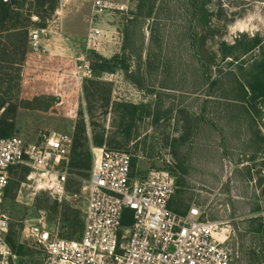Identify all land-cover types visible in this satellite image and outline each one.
I'll return each instance as SVG.
<instances>
[{
	"label": "rangeland",
	"instance_id": "1",
	"mask_svg": "<svg viewBox=\"0 0 264 264\" xmlns=\"http://www.w3.org/2000/svg\"><path fill=\"white\" fill-rule=\"evenodd\" d=\"M95 1L53 0L54 12L51 3L12 2L20 22L31 23L29 32L37 16L38 27L55 33L37 57L28 34L22 62L12 45L16 30L0 20V99L6 108L18 106L8 114L12 137L38 143L57 133L74 140L84 122L90 143L102 136L101 148L135 157L137 179L152 169L169 171L176 180L174 211L196 205L209 220H231L227 245L234 264H264L257 219L264 202V0H115L128 11L102 16ZM92 29L120 35L96 51L88 42ZM82 57L90 78L76 74ZM97 57L116 58L114 72H95ZM98 148L90 145L92 161ZM28 173H10L4 210L15 247L24 248L19 256L11 247L18 262L42 264V252L24 229L44 217L59 238L80 240L89 179L70 169L66 194L56 199L30 189ZM227 196L240 198L243 212L232 213Z\"/></svg>",
	"mask_w": 264,
	"mask_h": 264
},
{
	"label": "built area",
	"instance_id": "2",
	"mask_svg": "<svg viewBox=\"0 0 264 264\" xmlns=\"http://www.w3.org/2000/svg\"><path fill=\"white\" fill-rule=\"evenodd\" d=\"M94 8L99 16L128 11L127 5L115 0H96ZM31 20L30 51L41 56L49 35L55 33L38 27L37 16ZM52 24L58 25L56 21ZM117 35L92 29L89 47L97 51L102 42L111 44ZM77 62V76L90 78V63L83 57ZM73 144L71 136L57 133L38 143L0 138V264H21L8 243L10 219L4 210L10 173L28 169L25 180L30 189L61 199L67 190ZM92 153L81 239L59 238L49 231L44 217L24 229L26 239L42 252V264H234L227 245L231 233L225 222L209 220L196 205L183 214L170 210L176 180L169 171L152 169L137 179L131 153L107 148ZM124 218L129 225H123ZM257 219L264 229V202ZM223 228L228 232L225 236Z\"/></svg>",
	"mask_w": 264,
	"mask_h": 264
},
{
	"label": "trees",
	"instance_id": "3",
	"mask_svg": "<svg viewBox=\"0 0 264 264\" xmlns=\"http://www.w3.org/2000/svg\"><path fill=\"white\" fill-rule=\"evenodd\" d=\"M19 0H10V2H6V0H0V20L3 25L11 24L9 29L16 30V34L14 35V42L13 47L15 53L19 55L20 62L25 59L27 54V42H28V34H29V27L31 26L30 22H20V16L18 13L11 10L12 2H18ZM51 3V4H50ZM46 4H50V12H54L55 4L53 0H38V6L40 8H44ZM39 13V12H37ZM39 27H43V25H39ZM255 44H258V40L255 41ZM1 46V43H0ZM101 63L96 64L93 67L95 72H107L113 73L114 69H111L110 65L116 61V58L112 60H101L100 57H97ZM264 65V63H263ZM108 66L110 67L108 69ZM8 102L4 99H0V110L5 109L4 115L0 118V138H9L15 134V125L13 120L8 118V114L12 111H16L18 109L17 105H10L6 108ZM136 109V108H134ZM95 147H103L105 144V140L102 136L95 135L91 143L86 135V129L84 122H81L75 132L74 135V144L70 155V163L69 168L74 172L78 171L79 175L84 177L85 179H89V172L92 168V155L90 152V145ZM135 165V160H133V166ZM25 169L26 168H21ZM16 170L13 169L12 172ZM8 193V189L7 192ZM130 222L128 218H124L123 225H129ZM263 229V228H262ZM264 230V229H263ZM13 232L11 231L8 237V243L10 246L16 251L19 256H24V248L23 246H19L18 248L15 247V243L12 239Z\"/></svg>",
	"mask_w": 264,
	"mask_h": 264
},
{
	"label": "crops",
	"instance_id": "4",
	"mask_svg": "<svg viewBox=\"0 0 264 264\" xmlns=\"http://www.w3.org/2000/svg\"><path fill=\"white\" fill-rule=\"evenodd\" d=\"M59 15H61V17H62V13H60L59 12ZM60 20H61V22H62V18H60ZM60 22V21H59ZM113 24V23H112ZM119 28V30H121L122 31V29H123V34H125L126 32H127V30H124V27H120V26H114V25H111V30L113 29V30H115V29H118ZM31 56H35V55H31ZM35 57H37V56H35ZM228 197V196H227ZM173 199V198H172ZM240 198H233V200H231L229 197H228V202H230V204H231V208H232V210H233V212L232 213H234V212H236V213H238V214H240L241 212H243V206H244V204H243V202H240L241 200H239ZM172 203V200L170 201V203H169V208L171 207V204ZM176 205H177V203H175ZM263 205V204H262ZM262 205H261V208H260V211H261V209H262ZM241 208V209H240ZM188 209L189 208H186V209H184L182 212H176V211H174V207H172V208H170V210H172L173 212H176V213H181V214H183V213H186L187 211H188ZM239 210H241V212H239ZM259 211V212H260ZM237 214V215H238ZM232 216H233V214H232ZM222 222H224V221H222ZM225 223H226V227H227V229L230 231V233L232 232V227H231V224H232V221L231 220H226L225 221ZM260 224V223H259ZM260 227H261V225H260ZM262 228V227H261ZM227 229H225V230H227ZM230 237H231V234H230ZM230 239V238H229ZM229 242V241H228Z\"/></svg>",
	"mask_w": 264,
	"mask_h": 264
},
{
	"label": "bare ground",
	"instance_id": "5",
	"mask_svg": "<svg viewBox=\"0 0 264 264\" xmlns=\"http://www.w3.org/2000/svg\"><path fill=\"white\" fill-rule=\"evenodd\" d=\"M227 234H228L227 230H225V228H223V236H225Z\"/></svg>",
	"mask_w": 264,
	"mask_h": 264
}]
</instances>
